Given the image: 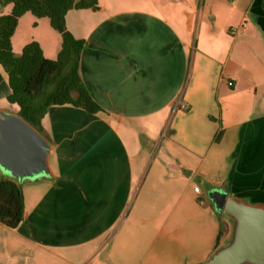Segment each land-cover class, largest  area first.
<instances>
[{
  "label": "crops",
  "instance_id": "0c3cea01",
  "mask_svg": "<svg viewBox=\"0 0 264 264\" xmlns=\"http://www.w3.org/2000/svg\"><path fill=\"white\" fill-rule=\"evenodd\" d=\"M98 3L66 26L103 111L48 110L52 177L22 184L0 264H204L222 229L208 192L264 204V0ZM32 42L54 60L62 38L27 13L14 54ZM10 92L0 65V111L19 115Z\"/></svg>",
  "mask_w": 264,
  "mask_h": 264
},
{
  "label": "trees",
  "instance_id": "16d2710c",
  "mask_svg": "<svg viewBox=\"0 0 264 264\" xmlns=\"http://www.w3.org/2000/svg\"><path fill=\"white\" fill-rule=\"evenodd\" d=\"M12 6L9 14L4 9ZM98 0H0V65L9 78L8 101L19 106V116L42 134V120L52 106L72 105L89 113L103 111L87 90L81 75L80 61L85 41L75 38L66 26L70 11H98ZM31 13L48 19L61 35V50L56 59L45 57L37 42L28 44L17 57L12 37L19 19ZM222 133L216 136L220 141ZM23 185L2 176L0 179V223L16 229L24 220ZM222 229L217 247L228 231L224 215L218 214Z\"/></svg>",
  "mask_w": 264,
  "mask_h": 264
},
{
  "label": "water",
  "instance_id": "95a60500",
  "mask_svg": "<svg viewBox=\"0 0 264 264\" xmlns=\"http://www.w3.org/2000/svg\"><path fill=\"white\" fill-rule=\"evenodd\" d=\"M49 142L16 114L0 111V171L19 184L52 177ZM208 197L224 215L228 233L204 264H264V204H251L223 189Z\"/></svg>",
  "mask_w": 264,
  "mask_h": 264
},
{
  "label": "built area",
  "instance_id": "2783aa9c",
  "mask_svg": "<svg viewBox=\"0 0 264 264\" xmlns=\"http://www.w3.org/2000/svg\"><path fill=\"white\" fill-rule=\"evenodd\" d=\"M233 85V83H229V86H232Z\"/></svg>",
  "mask_w": 264,
  "mask_h": 264
}]
</instances>
